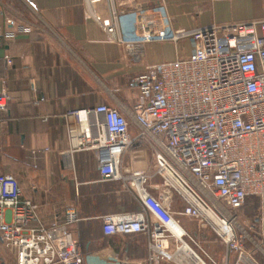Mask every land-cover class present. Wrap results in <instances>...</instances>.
<instances>
[{
  "label": "built area",
  "instance_id": "built-area-1",
  "mask_svg": "<svg viewBox=\"0 0 264 264\" xmlns=\"http://www.w3.org/2000/svg\"><path fill=\"white\" fill-rule=\"evenodd\" d=\"M120 15L131 20V33L120 31ZM97 19L109 34L118 30V42L128 49L153 40H192L188 55L149 64L134 78L136 130L104 103L64 114L69 152H93L103 179L120 180L139 203L132 211L101 215L102 232L145 233L143 264H257L245 242L260 248L255 236L264 241V19L190 31L171 25L163 3ZM7 23L12 28L5 39L31 30L10 18ZM5 60L12 63L8 54ZM8 99L0 89V111ZM152 173L167 199L183 201L179 215L216 234L225 247L221 258L150 192ZM250 197L258 200L256 213L242 218L238 210ZM38 208L13 174H0V243L15 264H102L81 252L69 230L79 220L75 207L49 222Z\"/></svg>",
  "mask_w": 264,
  "mask_h": 264
},
{
  "label": "crops",
  "instance_id": "crops-1",
  "mask_svg": "<svg viewBox=\"0 0 264 264\" xmlns=\"http://www.w3.org/2000/svg\"><path fill=\"white\" fill-rule=\"evenodd\" d=\"M160 3L174 28L190 31L264 19V0H0V89L9 96L0 111V174L16 177L23 196L39 204L45 222L54 214L62 219L66 207H75L79 220L69 230L81 252L98 256L102 264H143L148 236L102 232L101 215L132 211L139 203L120 180L103 179L93 152H69L64 114L104 103L137 129L131 116L134 78L149 64L188 55L192 40L178 45L153 40L128 49L118 42V30L109 34L97 17ZM9 18L31 30L5 39L12 28ZM118 26L124 34L133 30L125 15ZM160 182L152 173L150 192L180 221L183 201L176 195L167 199L165 189L155 187ZM0 264H15L1 243Z\"/></svg>",
  "mask_w": 264,
  "mask_h": 264
},
{
  "label": "rangeland",
  "instance_id": "rangeland-1",
  "mask_svg": "<svg viewBox=\"0 0 264 264\" xmlns=\"http://www.w3.org/2000/svg\"><path fill=\"white\" fill-rule=\"evenodd\" d=\"M258 206V200L254 197H250L245 201V204L238 210V214L242 218L252 219L256 213ZM180 223L189 231L195 240L209 253H211L215 258H221L225 247L223 244L219 243L216 234L208 229L202 228L195 221L187 217H180ZM255 243H257L260 248L253 246L249 242H245L246 250L251 251V255L257 264H264V241L255 236Z\"/></svg>",
  "mask_w": 264,
  "mask_h": 264
},
{
  "label": "bare ground",
  "instance_id": "bare-ground-1",
  "mask_svg": "<svg viewBox=\"0 0 264 264\" xmlns=\"http://www.w3.org/2000/svg\"><path fill=\"white\" fill-rule=\"evenodd\" d=\"M217 227H219V228H220V227H221V224H218V225H217ZM221 231H222V230H221Z\"/></svg>",
  "mask_w": 264,
  "mask_h": 264
}]
</instances>
